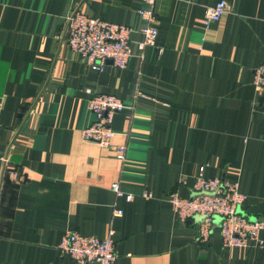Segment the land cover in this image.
I'll return each mask as SVG.
<instances>
[{
  "label": "crops",
  "instance_id": "1",
  "mask_svg": "<svg viewBox=\"0 0 264 264\" xmlns=\"http://www.w3.org/2000/svg\"><path fill=\"white\" fill-rule=\"evenodd\" d=\"M220 1L230 10L206 28V10ZM140 7L0 0V264H75L57 249L62 235L103 238L109 229L113 264H264V230L261 247H225L215 218L202 243L199 218L180 222L167 201L190 198L203 168L205 178L238 185L240 214L264 220V104L253 84L264 0H158L155 46L124 70L93 71L67 47L75 9L138 30ZM97 94L131 107L111 123L123 162L81 138ZM115 182L130 202L111 191Z\"/></svg>",
  "mask_w": 264,
  "mask_h": 264
},
{
  "label": "built area",
  "instance_id": "2",
  "mask_svg": "<svg viewBox=\"0 0 264 264\" xmlns=\"http://www.w3.org/2000/svg\"><path fill=\"white\" fill-rule=\"evenodd\" d=\"M158 0H140L141 7L136 14L142 20L138 30L131 27L111 24L93 16L77 11L68 21L66 44L69 50L80 60H83L91 70L102 72L105 64L110 63L118 70L127 68L134 56L142 57L146 48L154 47L158 31L156 28L155 6ZM230 10L225 1H220L209 7L204 15L203 24L208 28L218 22ZM141 35L140 41H132L131 34ZM138 54L135 55L134 50ZM161 53L162 50L159 49ZM253 84L259 96L264 94V62L253 70ZM264 104V101H263ZM131 109L121 98L97 94L87 102V109L93 115L91 124L84 127L81 138L102 149H111L116 160L123 162L126 146H112L113 131L111 123L114 115ZM111 191L126 202L132 200L131 194H125L118 182L111 184ZM193 195L190 198H180L175 193L168 196L167 201L180 222L195 217L198 222V240L206 243L210 236L212 223L219 220L218 230L225 247L250 248L261 247L263 241L260 233L264 230V220H250L240 214L244 196L239 192L236 183L231 184L222 178H205L203 168H199L192 186ZM142 197H151L146 190ZM121 210H113V217H121ZM114 231L109 229L106 236L82 235L77 232H66L62 235L57 249L75 264H113L116 258Z\"/></svg>",
  "mask_w": 264,
  "mask_h": 264
},
{
  "label": "water",
  "instance_id": "3",
  "mask_svg": "<svg viewBox=\"0 0 264 264\" xmlns=\"http://www.w3.org/2000/svg\"><path fill=\"white\" fill-rule=\"evenodd\" d=\"M78 11V9H75L74 12L71 14V17ZM68 25H69V21L67 22V25H66V28H65V31H64V34H63V38L64 36L66 35V32H67V29H68ZM62 38V40H63ZM260 103H263L264 101V94L260 97L259 99Z\"/></svg>",
  "mask_w": 264,
  "mask_h": 264
}]
</instances>
